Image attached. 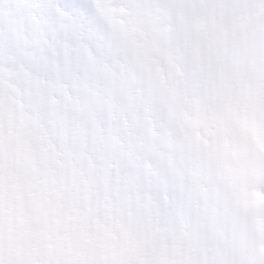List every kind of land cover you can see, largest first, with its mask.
<instances>
[{"label": "clouds", "instance_id": "1", "mask_svg": "<svg viewBox=\"0 0 264 264\" xmlns=\"http://www.w3.org/2000/svg\"><path fill=\"white\" fill-rule=\"evenodd\" d=\"M34 3L0 53V264H264V0Z\"/></svg>", "mask_w": 264, "mask_h": 264}, {"label": "snow or ice", "instance_id": "2", "mask_svg": "<svg viewBox=\"0 0 264 264\" xmlns=\"http://www.w3.org/2000/svg\"><path fill=\"white\" fill-rule=\"evenodd\" d=\"M69 6L76 7L75 4ZM36 7L34 0H11V8L7 12L0 11V53L19 34L34 25L33 12ZM5 59L0 56V63Z\"/></svg>", "mask_w": 264, "mask_h": 264}]
</instances>
